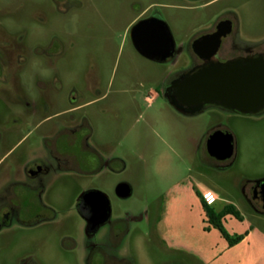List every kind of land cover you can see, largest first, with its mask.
Wrapping results in <instances>:
<instances>
[{
	"label": "rangeland",
	"instance_id": "1",
	"mask_svg": "<svg viewBox=\"0 0 264 264\" xmlns=\"http://www.w3.org/2000/svg\"><path fill=\"white\" fill-rule=\"evenodd\" d=\"M6 1L29 4L47 0ZM153 1L161 2L165 21L179 43L187 42L208 21L206 11L191 8L180 0H144V5ZM128 12L125 4L94 6L87 3L84 8L73 9L70 15L60 18L49 16L46 21H38L23 16L18 22H5L12 36L15 31L23 36L21 46L26 52L35 50L39 53L31 58L23 74V84L28 91L37 97L33 87L36 71L42 75L51 72L53 78L58 75L63 88L59 95L54 92L57 101L48 113L51 119L46 122L41 121L43 116L40 113L30 115L29 107L24 104L9 112L1 108L7 137L0 146V162L3 165L28 162L33 148L42 145V133L54 131L58 122L68 115L59 112L67 108L71 88H81L88 73L97 70L103 86L110 89V96L98 103L93 111L98 113L99 121L104 122L105 132L115 139L112 153L118 158L117 169L116 172L103 170L100 177H81L74 185L60 190L55 199L68 212L70 220H77L78 192L95 187L109 195L113 217L126 218V231L118 251L129 256V264H174L175 261L199 264L190 256L166 247L156 231L157 219L165 203L166 223L172 228L169 233L172 242L189 241L195 226H211L192 197L199 192L215 209L232 203L250 219L241 224L229 217L228 227L256 228L264 238V215L254 212L246 204L238 183L217 170L206 172L201 162H197L200 142L207 129L206 117L210 115L215 119V112L208 110L185 116L164 102L148 106L144 101L148 90L167 80L176 69L138 53L125 34L131 19ZM48 29L54 30L58 40L64 44V54L55 57L52 64L43 53L51 39ZM54 40L55 45L60 46V41ZM110 82H113L111 86ZM104 110L108 112L102 114ZM113 111L117 113L118 121L111 125L107 117ZM228 117L239 153L234 171L240 179L263 175L264 113L260 116L229 114ZM201 172L205 173L201 175ZM121 181L132 185L131 196H116L114 186ZM195 182H203L208 187L201 193L197 186L194 189ZM79 230L76 226L71 229V234L80 241ZM38 236L42 241L36 246L31 245L30 236H24L14 251L0 248V254L18 255L23 250L33 249L40 264H82L76 251L73 255L60 250L54 234L40 233ZM13 263L11 260L8 264Z\"/></svg>",
	"mask_w": 264,
	"mask_h": 264
},
{
	"label": "flooded vegetation",
	"instance_id": "2",
	"mask_svg": "<svg viewBox=\"0 0 264 264\" xmlns=\"http://www.w3.org/2000/svg\"><path fill=\"white\" fill-rule=\"evenodd\" d=\"M180 2L206 11L208 20L183 43L176 40L172 31L171 34H166L161 29L160 21H165L160 9L161 2L153 1L145 6L144 0H47L45 3L33 1L29 4L0 0V146L7 137L2 107L9 112L24 104L29 107L30 115L40 113L43 116L41 121L46 122L51 119L48 113L57 101L54 97L63 88L58 75L53 78L51 72L42 75L36 71L33 87L37 97L28 91L23 84V74L27 71L31 58L39 53L35 50L26 52L21 46L23 36L17 31L12 36L13 33L11 34L5 22H18L23 16L46 21L49 16H68L73 9H82L87 3L94 6L119 3L125 4L129 9L131 19L125 34L134 48L136 49L134 35L138 43L157 45L148 50L154 54L152 58L136 49L138 53L176 69L167 80L150 88L144 101L148 106L158 101L164 102L185 116L202 114L208 110L215 112L219 118L215 116L214 119L210 115L206 117L207 129L200 142L201 151L197 162H201L206 172L214 169L227 177V172L234 167L239 154L237 140L229 124V114L260 116L264 113V108L247 113L232 109L220 101L209 102L202 99L200 102L187 104L178 95V87L172 84L176 80H183L188 73L195 75L205 67L212 68L228 62L256 69L264 59V0ZM27 12L29 13L26 15ZM47 32L51 33V39L43 53L52 64L55 57L64 54V44L58 40L54 30L48 29ZM54 38L60 41V46L55 45ZM112 84L110 82V86ZM109 91L103 86L97 70L89 72L81 88H71L68 94L69 104L59 112L68 115L58 122L54 131L42 133V145L37 149L33 148L30 160L24 163L10 162L7 165L0 162L1 250L14 251L24 236H30L31 245L36 246L42 241L38 236L40 233L54 234L60 250L73 255L76 251L81 256L82 264H129V256L118 251L126 231V218L113 217L112 202L106 192L110 199L111 214L95 228L90 227L93 208L83 197L95 187L78 192L76 222L70 220L68 212L55 199L60 190L74 185L81 177H100L103 170L116 172L118 158L112 153L115 139L105 132L104 122H100L98 113L93 111L98 103L110 96ZM76 111L80 113L77 114ZM107 112L104 110L102 114ZM107 118L111 125L118 121V115L114 111ZM227 132L232 136V148L230 155L225 156L228 153ZM263 177L264 174L242 179L237 176L232 179V182L238 183L246 204L262 215ZM117 184L114 186L115 194ZM93 220H97V217L94 216ZM76 226L80 229V241L71 234V229ZM103 227L106 228L102 229ZM11 260L14 261L13 264H40L33 249L23 250L18 255L0 254V264H8ZM174 264L180 263L175 261Z\"/></svg>",
	"mask_w": 264,
	"mask_h": 264
},
{
	"label": "water",
	"instance_id": "3",
	"mask_svg": "<svg viewBox=\"0 0 264 264\" xmlns=\"http://www.w3.org/2000/svg\"><path fill=\"white\" fill-rule=\"evenodd\" d=\"M160 22L161 29L166 34H171L167 22L164 20ZM133 39L136 49L141 54L150 58L154 56L148 50L157 46L156 44L138 43L136 35L133 36ZM167 54L168 52L165 55ZM172 85L178 87V95L187 104L200 102L204 99L209 102L220 101L221 104L228 105L232 109L247 113L254 112L259 108H264V59L260 65H257L256 69L254 67H241L234 62L212 68L205 67L198 74L189 75L188 73L183 80H176ZM226 135L228 153L225 156H228L231 153L232 136L228 132ZM262 179L264 181V177ZM132 192V185L126 181L119 182L116 186V194L121 198L131 196ZM83 197L86 203L93 208L90 227L95 228L100 223H104L111 214L108 195L99 189H91ZM94 216L97 217V220H93Z\"/></svg>",
	"mask_w": 264,
	"mask_h": 264
},
{
	"label": "crops",
	"instance_id": "4",
	"mask_svg": "<svg viewBox=\"0 0 264 264\" xmlns=\"http://www.w3.org/2000/svg\"><path fill=\"white\" fill-rule=\"evenodd\" d=\"M234 167L227 172V178L229 177L231 180L238 176L234 171ZM195 186H197V190L201 193L203 192V188L208 187L207 184L203 182H195L194 189H196ZM192 197L198 207H201L203 211L202 215H204L209 221L206 210L203 206V197L199 195L198 192H195ZM164 205L166 207V203ZM164 205H162L161 213L157 219L156 231L166 247H171L180 253L190 256L199 264H264V238L260 235L256 228L250 227L247 229L248 227L244 226L242 228L239 226L230 228L226 224L229 217H231V219L238 220L241 224L250 220L247 217L248 215H243L242 210L236 205L229 203L225 206H235L241 213V218H237L231 213L226 214L222 218V223L224 227H226L230 236H242L239 241L232 244L222 234V232L211 223V226L207 225L200 228L195 226V230L187 242H172L169 238V233L172 228H170L168 223H166V210ZM223 208L218 210L214 209L220 211Z\"/></svg>",
	"mask_w": 264,
	"mask_h": 264
},
{
	"label": "trees",
	"instance_id": "5",
	"mask_svg": "<svg viewBox=\"0 0 264 264\" xmlns=\"http://www.w3.org/2000/svg\"><path fill=\"white\" fill-rule=\"evenodd\" d=\"M202 202L211 224L217 227L231 244L239 241L242 238L241 235H237L234 237L230 236L222 223V218L229 213L235 215L237 218L242 217L241 213L236 209L235 206L227 205L222 210L217 211L211 205H209L206 200L203 199Z\"/></svg>",
	"mask_w": 264,
	"mask_h": 264
}]
</instances>
